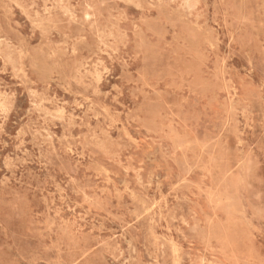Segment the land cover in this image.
Masks as SVG:
<instances>
[{"label":"rangeland","instance_id":"1","mask_svg":"<svg viewBox=\"0 0 264 264\" xmlns=\"http://www.w3.org/2000/svg\"><path fill=\"white\" fill-rule=\"evenodd\" d=\"M0 264H264V0H0Z\"/></svg>","mask_w":264,"mask_h":264},{"label":"bare ground","instance_id":"2","mask_svg":"<svg viewBox=\"0 0 264 264\" xmlns=\"http://www.w3.org/2000/svg\"><path fill=\"white\" fill-rule=\"evenodd\" d=\"M41 39H42V38H41ZM21 42H22V41H21ZM43 44H45V43H43ZM43 44H42V45H43ZM44 46H45V45H44ZM54 56H55V55H54ZM28 57H29V56H28ZM66 60H67V59H66ZM29 61H30V59H29ZM30 64H31V63H30ZM54 68H55V67H54ZM54 68H53V69H54ZM35 70H36V69H35ZM25 73H26V72H25ZM37 76H38V75H37ZM25 79H26V78H25ZM31 82H32V81H31ZM26 83H27V82H26ZM29 83H30V82H29ZM2 101H3V100H2ZM3 108H4V107H3ZM60 108H61V107H60ZM58 109H59V108H58ZM130 222H131V221H130Z\"/></svg>","mask_w":264,"mask_h":264}]
</instances>
